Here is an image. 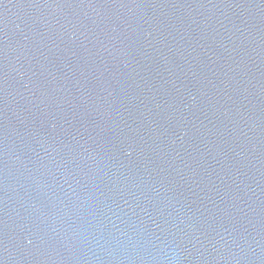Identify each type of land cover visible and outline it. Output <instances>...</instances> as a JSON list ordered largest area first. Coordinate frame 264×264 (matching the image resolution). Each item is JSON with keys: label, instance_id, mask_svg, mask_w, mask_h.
<instances>
[{"label": "water", "instance_id": "obj_1", "mask_svg": "<svg viewBox=\"0 0 264 264\" xmlns=\"http://www.w3.org/2000/svg\"><path fill=\"white\" fill-rule=\"evenodd\" d=\"M264 264V0H0V262Z\"/></svg>", "mask_w": 264, "mask_h": 264}, {"label": "clouds", "instance_id": "obj_2", "mask_svg": "<svg viewBox=\"0 0 264 264\" xmlns=\"http://www.w3.org/2000/svg\"><path fill=\"white\" fill-rule=\"evenodd\" d=\"M157 248L158 264H177L179 253L169 242L160 241Z\"/></svg>", "mask_w": 264, "mask_h": 264}, {"label": "snow or ice", "instance_id": "obj_3", "mask_svg": "<svg viewBox=\"0 0 264 264\" xmlns=\"http://www.w3.org/2000/svg\"><path fill=\"white\" fill-rule=\"evenodd\" d=\"M0 264H2V262H0Z\"/></svg>", "mask_w": 264, "mask_h": 264}]
</instances>
